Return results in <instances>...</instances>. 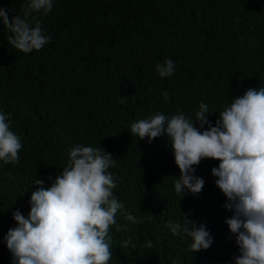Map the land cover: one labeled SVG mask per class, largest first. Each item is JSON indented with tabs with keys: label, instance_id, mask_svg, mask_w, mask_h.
Returning a JSON list of instances; mask_svg holds the SVG:
<instances>
[{
	"label": "trees",
	"instance_id": "1",
	"mask_svg": "<svg viewBox=\"0 0 264 264\" xmlns=\"http://www.w3.org/2000/svg\"><path fill=\"white\" fill-rule=\"evenodd\" d=\"M28 2L0 0V7L11 20ZM53 4L46 16L34 14L51 37L39 51L13 49L0 24V112L10 116V130L22 143L18 164L0 162V264H12L4 237L17 226L13 212L27 217L34 180L50 187L76 144L112 154L113 195L122 211L140 221L117 214L122 230L110 228L109 264H235L239 249L225 223L234 213L223 207L226 197L211 171L219 161L195 166L194 174L205 182L199 194H177L174 178L180 171L167 137L149 144L147 137L132 136L130 126L177 110L195 122L200 102L208 104L215 126L233 99L250 87H264V0ZM166 59L175 71L161 78L156 64ZM189 213L187 219L206 226L213 238L209 249L192 253L191 238L183 232L173 236L166 227L169 220L183 224ZM125 241L131 243L124 247ZM149 241L153 247L145 248Z\"/></svg>",
	"mask_w": 264,
	"mask_h": 264
},
{
	"label": "clouds",
	"instance_id": "2",
	"mask_svg": "<svg viewBox=\"0 0 264 264\" xmlns=\"http://www.w3.org/2000/svg\"><path fill=\"white\" fill-rule=\"evenodd\" d=\"M53 0H29L22 15L9 19V10L0 7V24L9 33L7 43L20 53L41 50L51 37L42 30L34 14L47 15ZM32 18L30 22L29 18ZM175 64L171 59L156 64L161 78L172 75ZM165 101L168 93L162 92ZM127 98H121V103ZM209 106L200 102L195 122L177 110L168 117L156 113L139 119L130 126L132 136L148 143L167 137L180 171L174 178L177 194L185 190L199 194L204 180L196 176L195 166L202 160H218L213 168L215 185L226 197L223 207L234 214L225 223L236 237L239 255L235 264H264V87H250L232 100L219 113L215 126L210 123ZM10 116L0 112V162L18 164L21 139L10 130ZM194 124H199V128ZM207 126V127H206ZM116 160L101 147L74 145L66 166L50 187L34 180L36 191L31 195L30 211L25 217L19 210L12 214L16 227L9 229L4 241L12 255V264H109L112 258L111 226L117 225L121 213L133 224L139 223L128 214L124 205L113 195L117 187L109 172ZM51 179V178H50ZM150 217L152 215L148 214ZM184 223L169 220L166 227L173 236L181 232L191 238L192 253L207 250L213 243L206 226L194 220ZM131 241H125L127 247ZM145 248H152L149 241ZM173 264H179L174 260Z\"/></svg>",
	"mask_w": 264,
	"mask_h": 264
}]
</instances>
